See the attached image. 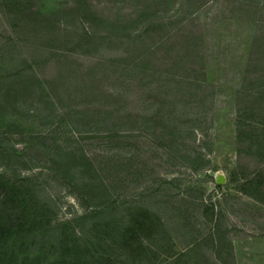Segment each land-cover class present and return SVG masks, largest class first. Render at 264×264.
<instances>
[{
	"label": "rangeland",
	"instance_id": "rangeland-1",
	"mask_svg": "<svg viewBox=\"0 0 264 264\" xmlns=\"http://www.w3.org/2000/svg\"><path fill=\"white\" fill-rule=\"evenodd\" d=\"M0 246L264 264V0H0Z\"/></svg>",
	"mask_w": 264,
	"mask_h": 264
},
{
	"label": "trees",
	"instance_id": "trees-1",
	"mask_svg": "<svg viewBox=\"0 0 264 264\" xmlns=\"http://www.w3.org/2000/svg\"><path fill=\"white\" fill-rule=\"evenodd\" d=\"M0 250L4 252L3 246H0ZM60 255L61 254H58V256ZM0 264H41V263L39 258L34 261H29L28 263H24V261H20L19 259H17V257L14 254L11 253L8 257H2V258L0 257Z\"/></svg>",
	"mask_w": 264,
	"mask_h": 264
},
{
	"label": "water",
	"instance_id": "water-1",
	"mask_svg": "<svg viewBox=\"0 0 264 264\" xmlns=\"http://www.w3.org/2000/svg\"><path fill=\"white\" fill-rule=\"evenodd\" d=\"M215 181L219 184L223 183L224 182L223 175L221 173L215 175Z\"/></svg>",
	"mask_w": 264,
	"mask_h": 264
}]
</instances>
